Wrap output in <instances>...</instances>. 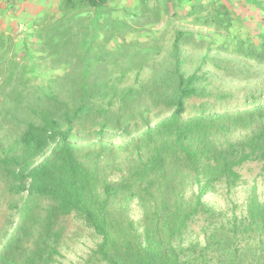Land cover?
Here are the masks:
<instances>
[{
  "label": "trees",
  "instance_id": "obj_1",
  "mask_svg": "<svg viewBox=\"0 0 264 264\" xmlns=\"http://www.w3.org/2000/svg\"><path fill=\"white\" fill-rule=\"evenodd\" d=\"M109 1L58 0L69 39ZM161 1L98 66L52 41L57 19L42 61L36 16L0 47V264H63L81 240L73 264H264L257 187L207 200L264 169V0Z\"/></svg>",
  "mask_w": 264,
  "mask_h": 264
},
{
  "label": "rangeland",
  "instance_id": "obj_2",
  "mask_svg": "<svg viewBox=\"0 0 264 264\" xmlns=\"http://www.w3.org/2000/svg\"><path fill=\"white\" fill-rule=\"evenodd\" d=\"M38 1L41 2L40 6L43 7V10L39 9L40 6L35 8L36 11L35 16L38 19L36 24L37 27H39L36 30V32L31 29L33 27H30L34 24V22H32L31 20H29L28 22V19L27 20L18 19V21H16L17 20L16 18H18L17 15L13 16L11 22L10 19L2 20L1 24L3 29H1L0 27V32L6 30L7 37L0 39L1 42L0 47L4 46V43L7 42V39H9V37L12 34L14 35L15 41H20L24 33L35 32L38 35L37 37L35 36L33 38L32 51L34 50V53L36 52V56L41 61L42 59L47 57L46 49L47 46L50 47L49 45L52 43V41H54V43H57L59 46H62V43L66 42L65 47H68L67 48L68 52L72 55L76 54L79 57V59H75V62L77 60H80L85 64H92L94 66H98V64L102 63L103 60H107L108 58L113 59L118 54L120 55L118 50L121 47L124 48V51H122L121 54L127 55V53L130 52V49L132 50V47L129 46L127 43H124V41L127 40V36H131V33L129 32V30H132L133 28L131 23L137 22L139 18L138 17L139 12L143 13L144 11H148L150 14L155 13L156 11H158V8L160 9V6L163 4L161 0H110L105 5L95 7L94 10L91 12L93 14L91 18H89V15H86L85 19L82 20L79 16H77L78 24L85 29V32L83 39L82 40L80 39L81 41L75 44L72 38L69 39L71 36L70 37L68 36L69 31L65 25L66 22L65 13L66 11H68L67 5L63 9L60 6L59 9L55 10V12L53 11L51 14L47 15L48 14L46 13L48 12L47 8H53L51 5L53 0H38ZM114 4L116 8L115 10L113 8ZM28 7L29 9H33L34 6L32 4H29L27 5V9ZM145 8L147 10H145ZM88 9L90 10V8H88L87 6L85 10H78L76 11V13H79L80 15H85L88 14L86 12ZM113 10L117 12L116 15ZM24 16L25 14L19 15V17L22 18H24ZM56 19H57L56 26H58V28L56 29H58L57 30L58 32H56L57 36L51 41V37L48 34L49 31L47 28L48 25L53 23V21H55ZM178 21L182 26L190 25L188 20H178ZM24 22L26 23L25 25L26 29L25 28L17 29V26ZM89 24L98 25V29H101L103 27V29H101L103 31L107 29L103 33L100 32L99 38L101 39L98 40L97 37L93 35V32L90 33L91 31H89L90 34H87L86 30H89L88 28ZM153 24H154V19L150 17L148 20H145V22L143 23L145 27L143 30L152 31ZM156 26L159 27V24H157ZM65 35L67 39L64 41L63 36ZM65 64H68V62L65 61V63H63L62 65V68H68L65 66ZM255 72H257L256 75L258 76L259 80L264 79V65L260 66L259 68L257 67L255 69ZM241 172L243 173V177L245 178L246 182L238 186L230 194H226L225 189L220 188L218 192L208 195L207 200L219 207H225L228 204V200L230 202L231 201L237 203L242 202L246 190L250 188L252 185H255L257 187V191L260 195V198L264 200V169H262L261 164L248 163L244 166ZM71 228L72 225L70 224L69 229ZM87 246H90V243L84 242V240H81L77 243L75 242L71 243L64 250L65 257L62 259L63 264H73L77 262L80 259V257L83 256L84 253L87 251Z\"/></svg>",
  "mask_w": 264,
  "mask_h": 264
},
{
  "label": "crops",
  "instance_id": "obj_3",
  "mask_svg": "<svg viewBox=\"0 0 264 264\" xmlns=\"http://www.w3.org/2000/svg\"><path fill=\"white\" fill-rule=\"evenodd\" d=\"M58 0H53L51 5L53 8H47L48 11L50 10H56V7L58 6ZM40 1L38 0H0V27L1 29H3L2 27V20H7L10 19V22L13 18V16L17 15L18 18H16L18 21V19H23V20H27L28 22L29 20H33L35 18L36 15V11L35 8L40 6ZM48 3V1H47ZM32 4L34 7L33 9H27V5ZM39 9L43 10V7H39ZM20 14H25L24 18L19 17ZM6 18V19H5ZM26 23H21L17 26V29H24ZM7 37V31H1L0 32V39L6 38ZM9 38H14V35L12 34Z\"/></svg>",
  "mask_w": 264,
  "mask_h": 264
}]
</instances>
